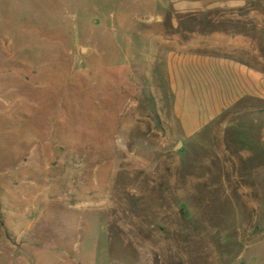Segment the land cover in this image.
<instances>
[{"label": "rangeland", "instance_id": "obj_1", "mask_svg": "<svg viewBox=\"0 0 264 264\" xmlns=\"http://www.w3.org/2000/svg\"><path fill=\"white\" fill-rule=\"evenodd\" d=\"M173 3L0 0V264H264V0L210 6L242 7L243 91L191 134L152 33Z\"/></svg>", "mask_w": 264, "mask_h": 264}, {"label": "crops", "instance_id": "obj_2", "mask_svg": "<svg viewBox=\"0 0 264 264\" xmlns=\"http://www.w3.org/2000/svg\"><path fill=\"white\" fill-rule=\"evenodd\" d=\"M213 1L169 0L176 6L165 7L167 11L173 13L172 27L167 29L161 19L158 25L152 27L156 49L163 52L164 74L171 97L174 94L176 98L178 92L187 91L198 109V116L194 119L192 127L187 125L185 118L176 114L183 134L197 131L200 125L211 121L215 113L212 108L218 109L227 104V100H223L221 95V89L225 86L230 85L231 100L236 98L238 91H243L242 81L236 82L239 74L232 73V66L228 64V59L235 54L240 44L237 41L242 36L236 26L239 21L243 24V21L237 20L236 16L234 19H226L224 14L240 11L242 7H210ZM198 15L202 18L199 21L189 19ZM245 75L252 77L253 71L248 69ZM257 83L253 85L252 82H248V85L251 86L250 89L255 90ZM204 96L207 103L205 107L201 105V101L205 103ZM175 98H171V107L172 111L175 109L174 112H177Z\"/></svg>", "mask_w": 264, "mask_h": 264}]
</instances>
